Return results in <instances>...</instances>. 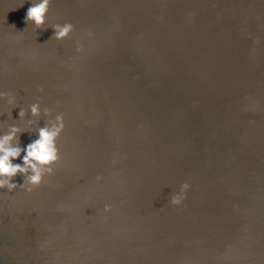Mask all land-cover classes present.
I'll return each mask as SVG.
<instances>
[{
  "label": "water",
  "instance_id": "obj_1",
  "mask_svg": "<svg viewBox=\"0 0 264 264\" xmlns=\"http://www.w3.org/2000/svg\"><path fill=\"white\" fill-rule=\"evenodd\" d=\"M44 28L0 0V135L65 120L55 173L0 189V264H264V0H52Z\"/></svg>",
  "mask_w": 264,
  "mask_h": 264
},
{
  "label": "clouds",
  "instance_id": "obj_2",
  "mask_svg": "<svg viewBox=\"0 0 264 264\" xmlns=\"http://www.w3.org/2000/svg\"><path fill=\"white\" fill-rule=\"evenodd\" d=\"M51 4L52 0L33 2L27 10L25 22L33 23L37 29L46 30L44 26L47 23ZM52 28L55 31L50 39L54 38L59 41L67 39L74 31V25L71 23L55 24ZM40 91L42 92L43 88ZM0 98L6 99L10 106H16V97L13 94L0 92ZM30 113L33 118L37 119H28V127L37 125L41 115L50 119L43 126L37 127L38 137L28 143L26 147H22L20 142V137L25 131L16 125L9 126L7 132L0 135V189H6L8 192H14L18 188L32 192L39 188L44 183L46 176L55 173L54 166L61 160L58 141L65 130L63 114H58L52 119L51 110L44 108L42 112L39 103L30 105ZM27 116L28 112L20 109L19 118L25 119ZM21 156L22 163H14ZM17 175L23 177V183L14 182ZM101 179L103 178L97 177V180ZM190 188V184L183 183L180 192L171 197V204L182 205ZM104 210L111 212L112 205L106 204Z\"/></svg>",
  "mask_w": 264,
  "mask_h": 264
},
{
  "label": "bare ground",
  "instance_id": "obj_3",
  "mask_svg": "<svg viewBox=\"0 0 264 264\" xmlns=\"http://www.w3.org/2000/svg\"><path fill=\"white\" fill-rule=\"evenodd\" d=\"M11 1H13L14 4H16L17 6H19L22 14L26 16V2H27V0H11Z\"/></svg>",
  "mask_w": 264,
  "mask_h": 264
}]
</instances>
